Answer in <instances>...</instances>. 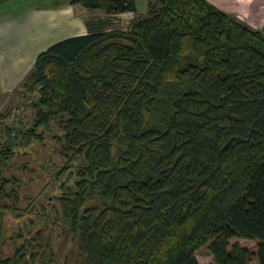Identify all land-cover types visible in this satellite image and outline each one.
<instances>
[{"label": "trees", "instance_id": "obj_1", "mask_svg": "<svg viewBox=\"0 0 264 264\" xmlns=\"http://www.w3.org/2000/svg\"><path fill=\"white\" fill-rule=\"evenodd\" d=\"M71 4L134 17L36 58L17 144L54 122L62 165L37 164L51 195L20 210L33 171L4 175L23 153L0 143V219L22 223L0 233V264H44L52 227L71 237L65 264H199L204 246L212 264H264V37L205 0H148L142 17L134 0Z\"/></svg>", "mask_w": 264, "mask_h": 264}, {"label": "crops", "instance_id": "obj_2", "mask_svg": "<svg viewBox=\"0 0 264 264\" xmlns=\"http://www.w3.org/2000/svg\"><path fill=\"white\" fill-rule=\"evenodd\" d=\"M205 1L264 37V0ZM124 17L130 23L134 14L91 11L71 0H0V96L22 90L36 58L49 47L75 37L122 30L112 24Z\"/></svg>", "mask_w": 264, "mask_h": 264}, {"label": "rangeland", "instance_id": "obj_3", "mask_svg": "<svg viewBox=\"0 0 264 264\" xmlns=\"http://www.w3.org/2000/svg\"><path fill=\"white\" fill-rule=\"evenodd\" d=\"M136 13L142 17L146 14L148 0H134ZM129 26V18H116L112 24L114 29L126 30ZM29 86L24 82L23 89L12 96H0V143L4 144L8 139L12 140L13 147L23 155L18 156L11 163L12 171L4 172V175H17L18 166L25 164L28 170L33 172H25L22 174L23 180L26 182L19 190L18 208L24 209L28 201L31 204L37 203L51 195L52 180L51 176L46 175L45 170H40L37 164H44L47 159L54 165L55 170L62 164L61 156L58 154L60 145L53 139V136H61L62 132L51 122L47 128L38 127L35 129L36 134L43 135L41 142H31L25 147H18L17 141L21 138L23 130L31 129L34 125L35 113L31 108V103L37 99V87L33 91L28 90ZM19 149V150H18ZM51 180V181H50ZM10 203L9 200H7ZM6 201V202H7ZM16 214H5L0 219V233L3 239H8L22 223L17 219ZM46 237L48 232H45ZM50 239L43 244L39 251V255L45 253L46 258L43 259L44 264H65L67 255L69 254L72 241L71 237H65L59 227H52ZM239 244L251 252H256L257 243L253 240L242 238H233L230 245ZM48 245L51 246L52 256L47 253ZM11 247H6L4 252L9 253ZM199 264H212L213 259L207 246L202 247L195 255ZM251 264H258L255 257L252 258Z\"/></svg>", "mask_w": 264, "mask_h": 264}]
</instances>
